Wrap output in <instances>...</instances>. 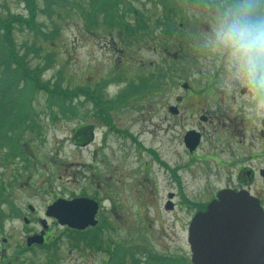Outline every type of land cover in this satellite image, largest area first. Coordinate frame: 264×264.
I'll return each mask as SVG.
<instances>
[{
    "label": "rangeland",
    "instance_id": "1",
    "mask_svg": "<svg viewBox=\"0 0 264 264\" xmlns=\"http://www.w3.org/2000/svg\"><path fill=\"white\" fill-rule=\"evenodd\" d=\"M35 1L32 29L9 20L11 15L27 19L26 0H0V87L12 78L0 89V116L5 133L17 139L15 145H5L0 136V264H112L120 244L134 258L128 253L119 264H158L150 263L153 254L164 257L161 263L157 260L160 264L190 262L189 215L179 208L164 210L165 194L174 186L144 148L173 168L182 159L186 165L173 137L188 128L189 120L196 122L192 119L199 112L214 117L211 130L217 119L227 122L225 115L238 119L245 111L250 118L243 102L254 98L249 86L253 79L230 49L217 42V30L222 18L237 10L264 13V2L114 0L113 17L99 12L92 23L87 13L98 0ZM121 21L133 25L135 34ZM222 52L228 56H220ZM217 66L221 73L215 88L228 103H206L196 94V112L190 115L184 105L189 94L180 83L197 93ZM30 78L46 88L36 87ZM171 80L178 82L177 88ZM243 86H248L247 97L238 92ZM175 95L184 98L177 117L165 109ZM258 109L264 114L260 100L256 114ZM81 126L92 129L95 141L75 145L73 133ZM204 126L209 129V124ZM247 129L249 138L253 132ZM244 146L248 152L258 148L248 140ZM262 154L264 166V139ZM196 166L181 174L190 201L205 192L206 177ZM55 196L98 201L97 224L77 230L52 222L47 244L28 247L26 236L39 226L32 224L34 218L23 224L30 213L27 205L43 217ZM144 197L150 201L147 207ZM185 207L183 203L180 208Z\"/></svg>",
    "mask_w": 264,
    "mask_h": 264
},
{
    "label": "flooded vegetation",
    "instance_id": "2",
    "mask_svg": "<svg viewBox=\"0 0 264 264\" xmlns=\"http://www.w3.org/2000/svg\"><path fill=\"white\" fill-rule=\"evenodd\" d=\"M220 66H217L213 70L207 79L205 84L200 87L199 92H194L192 86L191 88L187 86L186 82L180 83V87L184 93L189 94V99L184 105H186V112L190 115H195L193 105L196 103L194 101L199 95L200 98H204L207 103L208 99L213 100L212 103L216 104L220 101L223 103V107L226 106L228 101H224L228 98L225 97V94H222L219 90H216V85L220 83ZM171 84L177 88L178 82L170 81ZM170 84V83H169ZM251 91L254 92V98L243 102V104L248 105L250 111V118L246 119V116L249 114L245 111L243 113L239 112L238 119L236 117L231 118L230 115H225L224 119H217V127L215 130H211L210 124L212 123L213 116L206 111L199 112L197 118H193L191 122L189 120L187 123L188 128L184 131H181V134L178 137H173L174 141L180 146L182 150V155L185 156V161L188 162L186 165L183 164V159L180 164H174L169 166L165 160L157 158V155L152 153L151 150L145 151L147 155H150V159L153 158V161L156 165H159L162 171H164L167 176H169L170 182L173 184L174 188L170 189V192L165 194L166 202L164 204V210L169 212H174L178 208L183 210L186 215H189L188 223L190 222L192 216L198 212L205 211L207 205L217 197V194L224 190H233L238 191H247L250 194L258 197L262 206L264 207V201L261 199L260 194L264 195V166H262V141L264 139V114L262 110L258 109L256 114V103L258 100L264 103V77L259 78L258 81L249 83ZM185 85L186 87H184ZM238 92L247 97L246 93L248 92V86L241 87ZM181 95L174 96V102L166 104L165 109L173 117H177L180 114V104L183 101ZM231 100V98H230ZM201 103V102H200ZM183 105V103H182ZM220 109L222 114L226 109ZM205 110V109H202ZM261 112V113H260ZM237 121H239L237 123ZM209 124V129L204 125ZM248 127L249 130L253 132L248 138L245 135V128ZM214 133H213V132ZM93 133L91 132L88 136L87 142L81 144L80 146L86 145L88 142H91L93 138ZM96 139V138H95ZM254 143L258 146L255 151H246L244 150V143L246 141ZM104 145H101L103 147ZM249 146V143H248ZM144 147V146H143ZM232 153L231 154V150ZM252 149V148H251ZM100 150V149H99ZM243 150V153L240 152ZM102 152V151H101ZM258 164V167L255 164ZM195 165L196 168L200 171L202 178L206 177L203 182L205 192L200 195V199L196 201H190V197L185 194L182 173L183 171H190ZM149 167L147 166L146 169ZM195 173V170H193ZM213 176V177H211ZM218 176V180H210ZM99 179H102V175H98ZM110 180V177L106 176V181ZM261 191V192H259ZM146 207L150 204L145 197ZM179 201V203L177 202ZM183 203H186L188 207L180 208ZM45 211L43 210V217ZM38 212H33L32 216L29 217V221L34 218L32 224H37L39 230H32L28 236L34 235H43L44 242L42 245L46 244L49 240L48 235L50 234L49 229L52 222H55L52 218H48L50 224L45 225V228L42 226L45 224L42 223V218ZM187 223V225H188ZM31 222L28 224L30 225ZM27 236V237H28ZM32 247H37V245H32Z\"/></svg>",
    "mask_w": 264,
    "mask_h": 264
},
{
    "label": "water",
    "instance_id": "3",
    "mask_svg": "<svg viewBox=\"0 0 264 264\" xmlns=\"http://www.w3.org/2000/svg\"><path fill=\"white\" fill-rule=\"evenodd\" d=\"M96 209V203L87 199L58 200L47 215L83 229L96 224ZM187 236L193 264H264V211L248 194L219 195L205 212L193 217ZM42 240L29 238L28 245Z\"/></svg>",
    "mask_w": 264,
    "mask_h": 264
},
{
    "label": "clouds",
    "instance_id": "4",
    "mask_svg": "<svg viewBox=\"0 0 264 264\" xmlns=\"http://www.w3.org/2000/svg\"><path fill=\"white\" fill-rule=\"evenodd\" d=\"M217 42L226 45L238 65L258 81L264 73V15L237 10L225 15L217 30Z\"/></svg>",
    "mask_w": 264,
    "mask_h": 264
},
{
    "label": "trees",
    "instance_id": "5",
    "mask_svg": "<svg viewBox=\"0 0 264 264\" xmlns=\"http://www.w3.org/2000/svg\"><path fill=\"white\" fill-rule=\"evenodd\" d=\"M45 1H47V0H45ZM101 1H103V0H98V1H95L96 2V8H98L97 7V2H99V3H101ZM164 2L165 3H167L166 2V0H164ZM264 2V0H259L258 1V3L261 5L262 3ZM26 3H27V8H28V11H29V16L27 17V19H24L25 17H23L22 15H18V16H16V15H11L10 17H9V20L10 21H13V22H15V21H18V22H25L26 24H27V26L28 27H30V28H32V29H35L36 28V25L33 23V17H34V14H35V11H36V8H37V6H38V4L36 3V1L34 0H26ZM262 10L261 9H259V13L261 12ZM113 10H111V11H109V12H106V13H108V15H107V17H113ZM264 14V13H263ZM95 15L96 14H94V13H92L90 16H89V20H90V22H92V23H94L93 21H95ZM17 23V22H16ZM3 24V20L0 18V25H2ZM121 24H122V27L125 29H128V30H130V33H132V34H135V29H134V27H133V25H129V23H123L122 21H121ZM141 22H139V25H140V27H142L141 26ZM7 28V27H6ZM0 40H1V36H0ZM9 61V60H8ZM20 69H21V67H20ZM22 69H23V67H22ZM8 72V71H7ZM24 72V71H23ZM26 74V73H25ZM9 79V78H8ZM8 79L7 80H3V82H2V84H1V87H0V89L2 88V87H4V86H6L7 85V82H9V81H12V78H10L9 79V81H8ZM19 79V78H18ZM31 79V81L36 85V87H38V88H45L44 86H42L39 82H38V80H36V78L34 79V78H30ZM11 87V86H10ZM54 93H55V91H53ZM89 129L88 128H84V127H78V128H76L75 129V135L77 136V138H78V140H80V141H84L85 139H87L86 137H88L89 136ZM120 249L117 251V253H116V255H115V257H114V259H113V262H112V264H119L120 262H122L123 261V259H124V257H125V255L126 254H128V253H130V251H131V249L128 247V246H126L125 244H120ZM130 255H131V257H133L134 258V256H133V254L132 253H130ZM157 256V257H156ZM161 255L160 254H153V256L151 255V257H150V263H158V264H160L162 261V259H164V257H160ZM157 260H160V263H159V261H157ZM136 261V262H135ZM134 262L136 263V264H139L138 262V260H134ZM183 264H191L190 262H187L186 260H183Z\"/></svg>",
    "mask_w": 264,
    "mask_h": 264
}]
</instances>
